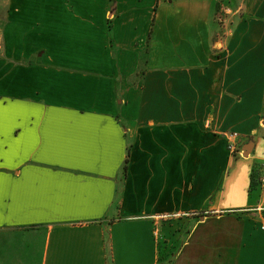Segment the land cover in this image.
<instances>
[{"label":"crops","instance_id":"1","mask_svg":"<svg viewBox=\"0 0 264 264\" xmlns=\"http://www.w3.org/2000/svg\"><path fill=\"white\" fill-rule=\"evenodd\" d=\"M161 263L264 264V0H0V264Z\"/></svg>","mask_w":264,"mask_h":264},{"label":"rangeland","instance_id":"2","mask_svg":"<svg viewBox=\"0 0 264 264\" xmlns=\"http://www.w3.org/2000/svg\"><path fill=\"white\" fill-rule=\"evenodd\" d=\"M158 237H159L158 238L159 242L162 246V249L160 252V261L163 263V261L169 260L175 254L178 242L175 245H172L170 247H167V249H165L166 247H165L164 238L162 237V235L160 233H159Z\"/></svg>","mask_w":264,"mask_h":264},{"label":"built area","instance_id":"3","mask_svg":"<svg viewBox=\"0 0 264 264\" xmlns=\"http://www.w3.org/2000/svg\"><path fill=\"white\" fill-rule=\"evenodd\" d=\"M225 16L220 15L218 17V20L221 24L225 23ZM229 150L232 154H236L238 152V140H239V135L237 133H232L229 135Z\"/></svg>","mask_w":264,"mask_h":264},{"label":"trees","instance_id":"4","mask_svg":"<svg viewBox=\"0 0 264 264\" xmlns=\"http://www.w3.org/2000/svg\"><path fill=\"white\" fill-rule=\"evenodd\" d=\"M125 169H127V166L125 167Z\"/></svg>","mask_w":264,"mask_h":264}]
</instances>
